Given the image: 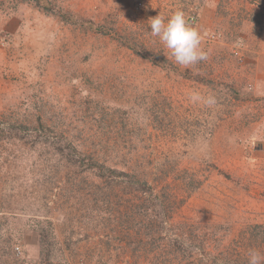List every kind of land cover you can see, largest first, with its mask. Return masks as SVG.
Instances as JSON below:
<instances>
[{
  "label": "rangeland",
  "instance_id": "obj_1",
  "mask_svg": "<svg viewBox=\"0 0 264 264\" xmlns=\"http://www.w3.org/2000/svg\"><path fill=\"white\" fill-rule=\"evenodd\" d=\"M46 1L0 0V264L264 254L232 242L264 226V0ZM177 10L208 52L187 69L150 32Z\"/></svg>",
  "mask_w": 264,
  "mask_h": 264
},
{
  "label": "clouds",
  "instance_id": "obj_2",
  "mask_svg": "<svg viewBox=\"0 0 264 264\" xmlns=\"http://www.w3.org/2000/svg\"><path fill=\"white\" fill-rule=\"evenodd\" d=\"M149 20L151 35L168 50L177 65L187 69L208 59V52L201 47V32L189 25L182 11L177 10L167 18L158 14ZM188 99L205 107L217 103L214 96L205 97L197 91H190ZM247 264H264V254L257 249H249Z\"/></svg>",
  "mask_w": 264,
  "mask_h": 264
},
{
  "label": "trees",
  "instance_id": "obj_3",
  "mask_svg": "<svg viewBox=\"0 0 264 264\" xmlns=\"http://www.w3.org/2000/svg\"><path fill=\"white\" fill-rule=\"evenodd\" d=\"M34 1L37 4H39V6H41L45 11H51L50 4L46 0H34ZM86 25H87V27H89L93 31H99L98 28L93 23L89 22ZM102 32L104 34L108 33L107 31H102ZM94 168L96 170V175H98V176H103L104 175L103 173H105V172H107L108 175L109 176L111 175V177H113V178L115 176L117 177V175H119L120 177L121 176H126V177L130 176L128 174H124L123 172H118L114 169L108 168V167L104 166L103 164L96 166V164L94 163ZM143 187L145 188L148 186L146 185V183H144ZM139 190H140V188H139ZM146 190L149 191V189H147V188L141 189V191H143V192H146ZM39 237H40L39 242L41 245V252H43L44 258L46 259V258H48V255H49L48 250H47L49 244H47V238L45 235H43V233L40 232ZM256 241H257L256 247L259 245V243H264V226L256 225L255 227L248 228L247 230H245V232L240 231L237 234L236 238L235 237L233 238L232 242L235 246H239V245L244 244V243H249V244L250 243H256ZM234 245H233V249H234ZM229 248L230 247L227 246L225 248H222V250L225 251L224 249H226V252L227 251L231 252L232 250H229ZM212 250H216L215 255H212V264H218L217 263V261H218L217 255L221 254L220 249L218 247L214 246V247H212ZM239 251L244 253V256L238 258V255L235 254L231 260L227 261V260L222 259V261H224L222 264H245L241 260L245 259L247 262V256H245V255H247L246 254L247 251L245 253V252H243V249L242 250L239 249L236 252H239ZM222 254H223V252H222Z\"/></svg>",
  "mask_w": 264,
  "mask_h": 264
},
{
  "label": "built area",
  "instance_id": "obj_4",
  "mask_svg": "<svg viewBox=\"0 0 264 264\" xmlns=\"http://www.w3.org/2000/svg\"><path fill=\"white\" fill-rule=\"evenodd\" d=\"M192 22V21H191Z\"/></svg>",
  "mask_w": 264,
  "mask_h": 264
}]
</instances>
